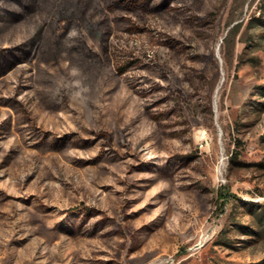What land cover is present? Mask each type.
Returning a JSON list of instances; mask_svg holds the SVG:
<instances>
[{
  "label": "rangeland",
  "instance_id": "obj_1",
  "mask_svg": "<svg viewBox=\"0 0 264 264\" xmlns=\"http://www.w3.org/2000/svg\"><path fill=\"white\" fill-rule=\"evenodd\" d=\"M261 1L0 0V264H264Z\"/></svg>",
  "mask_w": 264,
  "mask_h": 264
},
{
  "label": "trees",
  "instance_id": "obj_2",
  "mask_svg": "<svg viewBox=\"0 0 264 264\" xmlns=\"http://www.w3.org/2000/svg\"><path fill=\"white\" fill-rule=\"evenodd\" d=\"M20 6H22L25 9V13H33L35 12V8H37L39 6L40 0H20ZM22 4V5H21ZM131 4V3H130ZM260 12L258 15H255L254 17H252V21H254L257 25L260 24L262 26H264V0L261 1L260 3ZM129 5V4H127ZM122 8H130L132 10H135V8H137V6L135 5V3H133L132 5H129L127 7H122ZM20 13V12H19ZM14 14V13H13ZM23 15V14H22ZM19 16V15H18ZM18 16L14 15V18L11 17L10 19L14 20L16 19ZM9 19V20H10ZM33 36V35H32ZM31 37L27 38L26 43L28 41H31L30 39ZM30 39V40H29ZM3 50H1L2 52ZM18 58V55H12L10 57H6L3 59L2 63L0 64V70L4 69L5 66L10 65V63L16 61V59Z\"/></svg>",
  "mask_w": 264,
  "mask_h": 264
}]
</instances>
